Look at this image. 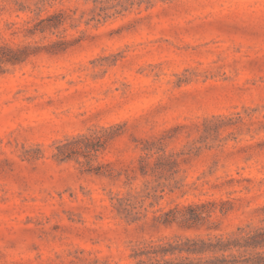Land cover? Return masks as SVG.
Returning a JSON list of instances; mask_svg holds the SVG:
<instances>
[{
  "label": "rangeland",
  "instance_id": "374dc122",
  "mask_svg": "<svg viewBox=\"0 0 264 264\" xmlns=\"http://www.w3.org/2000/svg\"><path fill=\"white\" fill-rule=\"evenodd\" d=\"M90 7L0 0V57L17 61L0 60V264H134L143 242L260 225L264 0L156 1L86 26ZM59 13L58 30L39 32ZM91 132L108 138L96 157H53ZM162 153L179 154L172 179L153 169ZM157 179L181 189L137 223L115 214L112 196ZM174 204L209 217L192 231L157 225Z\"/></svg>",
  "mask_w": 264,
  "mask_h": 264
},
{
  "label": "trees",
  "instance_id": "16d2710c",
  "mask_svg": "<svg viewBox=\"0 0 264 264\" xmlns=\"http://www.w3.org/2000/svg\"><path fill=\"white\" fill-rule=\"evenodd\" d=\"M90 3L88 10L89 17L85 20V25L91 23L98 25L105 23L110 18H116L133 8L149 10L156 1L166 0H84ZM65 13L55 14L47 20L39 23V32L45 30H58L66 21ZM75 27L74 24H71ZM33 33V31H29ZM65 43L55 42L53 45H63ZM30 50L29 47L22 51ZM0 60L15 62L9 57H0ZM17 62V61H16ZM108 138L98 136L96 132L72 136L58 141L54 144L56 152L53 157L56 160H69L72 156H83L94 158L101 151ZM159 150V149H158ZM157 150V151H158ZM146 151L140 160L139 172L142 177L147 175L145 162L151 156L150 149ZM178 153L166 155L162 153L159 162L154 170L158 174L168 173V178L172 179L178 161L174 159ZM154 171V172H156ZM151 183V182H150ZM149 182L145 184L142 191L128 192L125 195L116 194L110 198L111 207L115 214L127 223H137L147 216L149 208L153 203L162 198L165 189L169 193H174L181 189V184L174 181L168 186L161 185L159 179L154 181V185ZM149 184V185H148ZM148 202L145 207L144 203ZM203 204H174L166 212H161L153 217L157 225L164 227L176 226L184 231H192L201 228L209 217V209ZM264 213V207H263ZM130 258L134 264H264V219L260 225L237 227L228 234L221 235H177L170 239L143 242L132 248Z\"/></svg>",
  "mask_w": 264,
  "mask_h": 264
}]
</instances>
